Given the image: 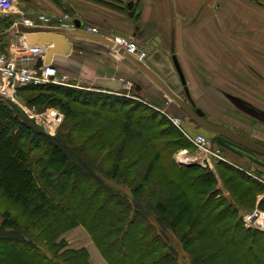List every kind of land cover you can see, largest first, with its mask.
I'll use <instances>...</instances> for the list:
<instances>
[{
	"label": "trees",
	"instance_id": "1",
	"mask_svg": "<svg viewBox=\"0 0 264 264\" xmlns=\"http://www.w3.org/2000/svg\"><path fill=\"white\" fill-rule=\"evenodd\" d=\"M18 96L35 109L58 107L64 122L51 135L0 97V264H92L63 237L80 225L109 264H264V232L212 187V169L170 161L174 149L194 146L138 92L46 83Z\"/></svg>",
	"mask_w": 264,
	"mask_h": 264
},
{
	"label": "rangeland",
	"instance_id": "2",
	"mask_svg": "<svg viewBox=\"0 0 264 264\" xmlns=\"http://www.w3.org/2000/svg\"><path fill=\"white\" fill-rule=\"evenodd\" d=\"M17 4L23 15H27L28 10H35V3L33 1L30 3L24 0H17ZM143 8L145 9L146 7H142V10ZM151 8L152 12L149 13L152 14L150 16H148L149 14L146 15L144 19V32L138 28L135 34L123 35L135 39L149 55L156 53L157 49L160 48V44L165 39L169 45L168 49L166 48L165 54L159 55L160 58L158 59L165 66L169 64L172 67L174 60L182 68L184 80L182 83L179 76H177L176 70H174L172 75H168L169 77L164 75L167 78L166 80L174 85L177 92L186 98L194 108H202L209 120L232 128L241 135L264 145V51H262V47L259 44L261 39L248 37L247 35L248 24H245L247 22V7H242L244 9L242 18L245 22H240V38L237 46L229 36L223 37V40H216L214 34L217 26L214 20L211 23L208 22L205 28L202 29L204 33H207L206 41H203L201 44L198 43L199 38H196L195 33L197 28L193 26L194 23L192 21V18L195 17L194 14L198 12L194 10L195 7L170 6L164 8L159 14L157 12L158 7ZM204 8L208 17L210 15L212 19H215L217 7ZM128 9L129 7H127V12H129ZM188 12L190 14L189 18H180L179 14H187ZM18 13L14 12L11 15L14 17ZM175 15H179V21L174 19ZM165 19L169 20L165 21ZM175 25V31H172L171 28ZM229 25L228 22H223L222 24L223 31H226L228 35L230 33ZM166 26H170L171 28H167ZM158 37L159 41L156 39ZM218 42L223 43L219 44ZM170 45L174 46V49ZM173 54H175L174 57H172ZM60 71L70 75L67 70L61 69ZM173 74L177 75L174 76ZM124 76L128 82V90L125 89L124 91L138 92V95L143 97L152 109L165 115L178 129L182 127L190 132L204 133L183 109L171 100L145 74L140 72L136 74L126 73ZM29 94L30 92L26 91L24 97L26 98ZM233 97L241 100L238 105L232 100ZM152 98L163 101L164 106L158 107L156 103L151 101ZM22 103L25 107H30L26 102ZM18 105L27 113L23 105ZM38 108H34L35 111L41 114L45 112V118L48 117V113L53 109L60 111L58 107L54 106ZM60 113L62 120L56 128V132L64 122V114L62 111ZM175 119L179 120L180 126H178ZM161 129H171V127L163 124L161 125ZM193 146L185 148L188 150L189 155H197V148L195 145ZM225 146L226 148L224 146L223 148L227 160L223 162L232 165V167L234 166L242 171V173L228 170L225 168V165L217 164L218 162L214 163L213 168L209 167L213 170L216 180V184H213L212 187L220 190L221 195L226 196L234 203L248 227H253L264 232V225L260 223L261 221H258V219H246L247 215L255 212H258L261 216L264 215V206L261 204L264 200V190L254 191L251 188V184L240 175L246 174L264 183V155L251 153L236 146ZM182 150L174 149V152L169 155L170 161L175 160L180 163L178 156ZM222 174L226 177H231L228 185L225 184L224 175L222 176ZM73 229L63 235L69 247H71L69 241L72 242L73 238L68 239L67 234ZM74 236L79 237L75 243H79V239L83 238L76 234ZM85 248L87 249V247Z\"/></svg>",
	"mask_w": 264,
	"mask_h": 264
},
{
	"label": "crops",
	"instance_id": "3",
	"mask_svg": "<svg viewBox=\"0 0 264 264\" xmlns=\"http://www.w3.org/2000/svg\"><path fill=\"white\" fill-rule=\"evenodd\" d=\"M24 1L30 3L33 1L35 3V10H28L27 15L25 16H31L41 12L52 17H57L63 13H69L73 17L76 26L79 23L80 28L89 26L96 27L98 29V34L111 38L133 33L135 34L136 29L138 28L144 32V19L146 15L149 14L148 16H150V14H152L149 13L152 12L151 7H158V14L160 11H163L164 8L170 6L195 7L194 10H197L198 12L196 14L193 13L195 17L192 18V21L194 23L193 26L197 28L195 33L196 38H199L198 43L201 44L203 41H206L207 33H204L202 29L205 28V25L208 22L211 23L214 20L217 29L219 30L215 29L214 37L216 40H223V37L229 36L232 38V42L236 43V46L240 38V22L243 21L242 14L244 9L242 7L245 6L247 7V22H243H245L246 25L248 24V29L246 31L247 35L248 37L261 39L259 44L262 47V51H264V0H112L115 1L118 6L123 7V9L112 8L94 0ZM127 7H129V12H127ZM142 7L146 8H143L142 10ZM204 7H217L215 11V19H212L210 15L208 17ZM18 11L21 10L18 8ZM17 15L19 16V14ZM179 15L182 19H187L190 16L189 12L187 14L181 13ZM179 15H175L174 19L179 21ZM166 20L169 19H165V21ZM223 22H228V24H230L229 35L222 29ZM163 27L165 28V26ZM166 27L171 28L170 26ZM175 28L176 25L171 28L172 31H175ZM12 36L13 34L10 33L9 39H12ZM43 38H45L44 35L38 36L37 39L32 36L33 40L35 39L38 41H41ZM156 39L159 41V37ZM68 41L70 47H66L65 50H69V52L55 54L52 58V63L58 66L60 70H67V72L70 73L71 78L74 79L78 85L93 87L96 85L98 79L116 78L120 79L124 84V88L128 90V82L124 75L126 73L136 74L137 72H140L129 60L120 56L113 47L104 42L94 41L84 37H69ZM222 43L223 42H220L219 44ZM168 46V42L164 39V42L160 44V48L157 49L156 53L153 55H149L148 53L146 62L177 92L174 85L168 82L164 75L169 77L174 70H176L178 74L176 75L179 76L182 83L184 81L182 68L178 66L177 62L174 60L172 67L168 63V65L165 66V64L158 59L160 58L159 55L163 53L165 54ZM172 48L174 49V46H172ZM174 56L175 54L172 55V57ZM173 75L176 76L175 74ZM75 234L77 236H82L83 241L80 238L79 243H75L79 238L75 237ZM67 237L68 239H71V237L73 238L72 242L69 241L71 247H87L92 264H109L92 240L88 231L83 226H77L67 234Z\"/></svg>",
	"mask_w": 264,
	"mask_h": 264
},
{
	"label": "built area",
	"instance_id": "4",
	"mask_svg": "<svg viewBox=\"0 0 264 264\" xmlns=\"http://www.w3.org/2000/svg\"><path fill=\"white\" fill-rule=\"evenodd\" d=\"M14 12H19V16L16 14L13 17L11 14ZM19 25L73 29L76 27V23L69 13H63L57 17H52L46 13L25 16L18 11L17 0H0V35H4L0 38V97L24 106L18 96V90L21 87L46 83L72 85V78L70 75L62 73L58 66L53 63L36 67L35 64L39 58L44 56L46 47L31 43L28 34L21 31L18 28ZM84 29L90 32H98V29L93 26L84 27ZM10 33L13 34L12 39H9ZM112 39L116 45L135 55L139 60H147L148 52L135 39L124 36H115ZM25 108L29 117L35 119L48 133H56V128L62 120L60 111L53 109L45 118V112L41 114L34 108L28 106ZM175 120L180 126L179 120ZM180 128L188 140L197 148V155H189L188 150L183 149L178 156L180 163H189L198 159L197 162L200 164L213 168L214 163L227 160L222 146L215 143L212 138L203 133H193ZM262 217L263 215L255 212L247 215L246 219L259 220Z\"/></svg>",
	"mask_w": 264,
	"mask_h": 264
},
{
	"label": "water",
	"instance_id": "5",
	"mask_svg": "<svg viewBox=\"0 0 264 264\" xmlns=\"http://www.w3.org/2000/svg\"><path fill=\"white\" fill-rule=\"evenodd\" d=\"M21 31L28 34L29 41L33 44H40L46 47V51L43 57L39 58L36 62V67H40L44 64L52 62V58L55 54H64L69 52L65 48H69L70 44L68 41L69 37H84L92 39L94 41L104 42L113 47L122 57L129 60L140 72L145 74L156 86H158L171 100L177 103L183 111L189 116V118L208 135L212 136H223L232 142L239 144L255 153L264 155V145H261L249 138L244 137L240 133L236 132L232 128L217 124L206 117V113L201 108H194L190 103L177 93L153 68H151L146 62L139 60L134 55L130 54L124 48H120L114 43L109 37L88 32L80 28V24H77L76 29H67L60 27H30L19 25ZM44 35L41 41L35 40L38 36ZM4 35H0L2 38ZM32 36L35 39H32ZM96 85L100 89H112L120 91L124 89V84L120 79H98ZM232 100L238 105L241 100L233 97ZM152 102L162 106L163 101L152 98ZM241 105H243L241 103ZM192 164V163H184Z\"/></svg>",
	"mask_w": 264,
	"mask_h": 264
},
{
	"label": "bare ground",
	"instance_id": "6",
	"mask_svg": "<svg viewBox=\"0 0 264 264\" xmlns=\"http://www.w3.org/2000/svg\"><path fill=\"white\" fill-rule=\"evenodd\" d=\"M258 221H261L260 223H262L264 225V215L262 218H260Z\"/></svg>",
	"mask_w": 264,
	"mask_h": 264
}]
</instances>
